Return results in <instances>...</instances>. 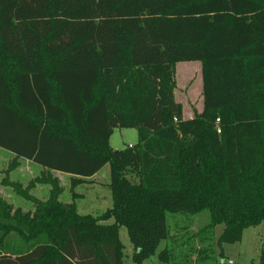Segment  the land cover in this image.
Instances as JSON below:
<instances>
[{
  "label": "trees",
  "instance_id": "obj_1",
  "mask_svg": "<svg viewBox=\"0 0 264 264\" xmlns=\"http://www.w3.org/2000/svg\"><path fill=\"white\" fill-rule=\"evenodd\" d=\"M190 61L202 106L185 118L174 74ZM126 127L137 144L112 148ZM0 148L1 184L33 204L0 195V264H123L122 226L135 263L168 240L164 264H221L222 244L264 225V0H0ZM19 159L42 169L25 187L8 179ZM105 165L111 206L80 214L76 187ZM204 210L196 243L166 224Z\"/></svg>",
  "mask_w": 264,
  "mask_h": 264
},
{
  "label": "rangeland",
  "instance_id": "obj_2",
  "mask_svg": "<svg viewBox=\"0 0 264 264\" xmlns=\"http://www.w3.org/2000/svg\"><path fill=\"white\" fill-rule=\"evenodd\" d=\"M175 89L174 97L183 106L185 118L193 116L194 110L201 111L202 106V90L200 65L197 61L178 62L175 66ZM138 142L137 130L132 127L115 128L110 136L109 143L114 149H124L127 146L135 145ZM13 154L6 152L0 148V195L14 207H20L23 211L33 210V204L24 200L15 194V192L7 186L1 184L5 176V170L13 159ZM20 165L8 175L10 181L20 183L25 187L30 180L40 175L41 168L31 162L19 159ZM59 180V185L63 190L59 196V200L64 203L71 202L69 190V176L52 172ZM90 182H84L76 187V192L83 195L75 200L78 212L80 214L99 215L111 206V193L108 187L109 183V167L105 165L97 174L92 176ZM50 185L37 184L30 193L41 201H46L49 197ZM110 219L107 223H111ZM209 222V212L204 210L197 214L184 216L168 214L166 216V224L174 232V227H186L197 242L196 235L200 229ZM223 225H216L214 228L215 238L222 231ZM172 228V229H171ZM182 234L178 232L177 235ZM119 238L124 245L123 264H138L132 261V245L129 241L127 229L120 227ZM168 240L161 241L156 252L149 259L141 264H164L159 261L157 254L162 250ZM264 246V225L249 227L243 230L241 241L233 244H222L224 259L236 260L239 264H249L250 261L256 263L258 253ZM219 251V248L216 249ZM260 262V260L258 261Z\"/></svg>",
  "mask_w": 264,
  "mask_h": 264
},
{
  "label": "built area",
  "instance_id": "obj_3",
  "mask_svg": "<svg viewBox=\"0 0 264 264\" xmlns=\"http://www.w3.org/2000/svg\"><path fill=\"white\" fill-rule=\"evenodd\" d=\"M221 264H239L236 260H231V259H223L221 261ZM249 264H261L260 262L256 263H249Z\"/></svg>",
  "mask_w": 264,
  "mask_h": 264
},
{
  "label": "crops",
  "instance_id": "obj_4",
  "mask_svg": "<svg viewBox=\"0 0 264 264\" xmlns=\"http://www.w3.org/2000/svg\"><path fill=\"white\" fill-rule=\"evenodd\" d=\"M199 65H200V63H199ZM201 86H202V83H201ZM189 117H191V116H189ZM7 152V151H6ZM9 153V152H8ZM24 160V159H23ZM27 161V160H26ZM28 162H30V161H28ZM35 165V164H34ZM37 166V165H36ZM37 167H39V166H37ZM56 173H60V172H56ZM60 174H63V173H60ZM97 174V173H96ZM68 176V175H67ZM94 176V175H93ZM259 253H260V251H259ZM259 253H258V258H257V260L259 261L260 260V258H259ZM257 261V262H258ZM250 263H254L253 261H250Z\"/></svg>",
  "mask_w": 264,
  "mask_h": 264
}]
</instances>
